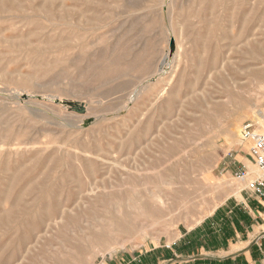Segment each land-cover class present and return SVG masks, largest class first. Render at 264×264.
<instances>
[{"label": "rangeland", "instance_id": "1", "mask_svg": "<svg viewBox=\"0 0 264 264\" xmlns=\"http://www.w3.org/2000/svg\"><path fill=\"white\" fill-rule=\"evenodd\" d=\"M263 119L264 0H0V264L174 239L244 186L213 175Z\"/></svg>", "mask_w": 264, "mask_h": 264}, {"label": "crops", "instance_id": "2", "mask_svg": "<svg viewBox=\"0 0 264 264\" xmlns=\"http://www.w3.org/2000/svg\"><path fill=\"white\" fill-rule=\"evenodd\" d=\"M225 153L213 177L251 169L249 142ZM244 186L170 241L117 251L104 264H264V196Z\"/></svg>", "mask_w": 264, "mask_h": 264}, {"label": "built area", "instance_id": "3", "mask_svg": "<svg viewBox=\"0 0 264 264\" xmlns=\"http://www.w3.org/2000/svg\"><path fill=\"white\" fill-rule=\"evenodd\" d=\"M240 140L248 141V152L256 171L240 169L233 177L245 182V188L253 193L264 196V132L246 123L240 129Z\"/></svg>", "mask_w": 264, "mask_h": 264}, {"label": "bare ground", "instance_id": "4", "mask_svg": "<svg viewBox=\"0 0 264 264\" xmlns=\"http://www.w3.org/2000/svg\"><path fill=\"white\" fill-rule=\"evenodd\" d=\"M232 96V95H231ZM210 99V98H209ZM218 107V106H217ZM166 116V115H165ZM202 120V119H201ZM200 122V121H199ZM198 122V123H199ZM201 123V122H200ZM197 125V124H196ZM259 125H261L263 128H264V119L261 121V123L259 124ZM197 130H198V127L196 128ZM177 143V142H176ZM7 143L5 142V141H0V155H1V153H3V152H5V145H6ZM21 142H14V143H12L11 144V148H7V151H9V153H11L12 151L14 152V153H17L18 151H19V149H20V147L19 146H21ZM85 150V149H84ZM85 152V151H84ZM51 159V158H50ZM75 159H77V158H75ZM98 159V158H97ZM100 159V158H99ZM46 159H44L42 162H40V163H44V161H45ZM103 160V159H102ZM62 162V160L61 159H54V160H52V167L53 168H55L56 166H58V164H60ZM8 163V161H2L1 163H0V165L2 166V168H4L5 166H6V164ZM72 163V162H71ZM71 163H69L68 164V168H67V170H66V172H69V171H72V164ZM90 163V162H89ZM49 168V170L48 171H46V172H42L41 174L43 175V176H47L48 174H50V171L51 170H53V168ZM102 167V166H101ZM253 168H254V170H252V171H256V169H255V167L253 166ZM86 169H88L89 171H91L92 170V165H89V166H87L86 167ZM74 171V170H73ZM85 171H87V170H85ZM100 171H102V170H100ZM34 171L32 170V168H28L27 170H25V174L27 173V175L28 174H30V173H33ZM18 174V170L17 169H14V171H13V173L11 174V175H13V176H15V174ZM69 174V173H68ZM104 175V172L100 175V172H99V176H103ZM89 187H88V189L89 190H93L94 189V187H95V184H94V181H90V183H89ZM35 189H37V190H43V189H46L48 192H55V191H57L58 190V188H59V184H55V185H53V186H44L43 185V183H36L35 185ZM33 186V187H34ZM105 197V196H104ZM52 207V204H49L48 205V207H47V213L50 211V208ZM162 209V203H161V201L159 200V199H156V200H153L152 202H150V210H151V212H159L160 210ZM46 213V214H47ZM49 214V213H48ZM123 217H121L120 219H122ZM7 219V218H6ZM25 233L21 236V239L20 240H22V241H26L28 238H29V235H30V231H32V230H34L35 229V223L32 221V220H27L26 221V223H25ZM13 254L14 253H12L11 252V256H10V258H12L13 257ZM8 263H10V261L8 262Z\"/></svg>", "mask_w": 264, "mask_h": 264}, {"label": "water", "instance_id": "5", "mask_svg": "<svg viewBox=\"0 0 264 264\" xmlns=\"http://www.w3.org/2000/svg\"><path fill=\"white\" fill-rule=\"evenodd\" d=\"M77 104H78V103H76V102L72 103L73 106H75V105H77ZM78 105H79L78 108H77V107H74V108H75L76 110L82 112V111H83V106H80V104H78Z\"/></svg>", "mask_w": 264, "mask_h": 264}]
</instances>
